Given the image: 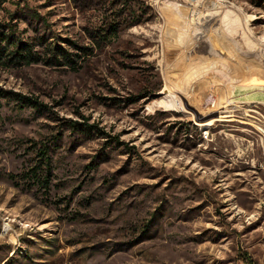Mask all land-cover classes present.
Listing matches in <instances>:
<instances>
[{"label": "rangeland", "instance_id": "rangeland-1", "mask_svg": "<svg viewBox=\"0 0 264 264\" xmlns=\"http://www.w3.org/2000/svg\"><path fill=\"white\" fill-rule=\"evenodd\" d=\"M0 31L75 60L0 66V264H264V0H0Z\"/></svg>", "mask_w": 264, "mask_h": 264}, {"label": "trees", "instance_id": "trees-1", "mask_svg": "<svg viewBox=\"0 0 264 264\" xmlns=\"http://www.w3.org/2000/svg\"><path fill=\"white\" fill-rule=\"evenodd\" d=\"M115 23H111L109 30L106 34L98 35V40H95L96 45L104 44L109 41V37L114 36L116 30L114 29ZM98 34V33H96ZM84 51H89L88 48H82ZM48 51L51 52L52 56L50 58H42L41 54L36 51L33 46L29 43H26L22 40L15 39L10 33L4 34L0 31V66L5 67H21L31 64H37L41 61H46L48 64H51L54 60L56 63L59 62L58 58H61L63 64L70 65L72 68L75 65V60L72 59L69 54L61 50V48H48ZM73 56L80 58L78 55L73 54ZM62 64V65H63ZM6 97L19 101L22 104L29 105L35 109L46 108L37 101L31 99L30 97L23 96L20 94H15L11 92L5 93ZM77 123H74L72 126L74 129L77 127ZM117 140V139H115ZM41 159L39 160L40 168L43 166L46 168L49 166V158L47 156V151L41 152ZM39 169V168H38ZM30 178H34L36 182H39L40 187L48 188L49 182L47 177H41L35 170H31Z\"/></svg>", "mask_w": 264, "mask_h": 264}, {"label": "bare ground", "instance_id": "bare-ground-1", "mask_svg": "<svg viewBox=\"0 0 264 264\" xmlns=\"http://www.w3.org/2000/svg\"><path fill=\"white\" fill-rule=\"evenodd\" d=\"M201 1H203V0H193V2L194 3H201ZM253 19V18H252ZM159 94H165V91H161ZM205 129H211V127H213V124L212 123H207V124H205Z\"/></svg>", "mask_w": 264, "mask_h": 264}]
</instances>
